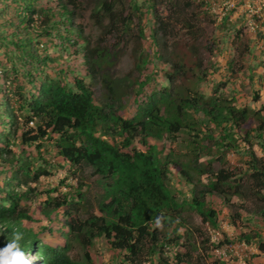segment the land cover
Here are the masks:
<instances>
[{
    "label": "trees",
    "instance_id": "16d2710c",
    "mask_svg": "<svg viewBox=\"0 0 264 264\" xmlns=\"http://www.w3.org/2000/svg\"><path fill=\"white\" fill-rule=\"evenodd\" d=\"M163 1L168 0H130L120 14L105 1L96 8L105 13V34L115 36L116 45L121 34L130 38L129 85L119 95V82L100 74L111 64L110 50L90 48L72 21L75 0H0V248L16 228L37 264H92L88 249L97 237L120 254L122 263L149 264L157 257L168 264L160 257L162 248L182 239L177 228L188 234L185 214L213 225L215 212L208 203L214 196L264 204V104L236 105L232 82L241 76L242 62L228 60L219 80L207 81V68L210 74L219 70L204 66L202 53L217 50L192 20H183L189 31L183 49L175 41L165 45L172 21L157 13ZM199 5L198 15H205L204 4ZM150 19L153 61L141 43ZM226 20L223 15L221 24ZM241 31L233 34L235 41ZM257 36L264 38L259 31ZM236 48L240 57L249 50L243 43ZM146 65L151 70L145 74ZM94 76L101 87L97 98L90 88ZM201 83L207 96L196 88ZM246 92L249 103L258 101L257 91ZM148 140L168 142L167 153L161 155ZM233 152L242 158L236 170L225 168ZM47 155L58 156V166L76 175V186L72 195L62 194L59 185L48 190L39 206L41 219L35 220L21 206L36 194L34 184L51 175ZM171 170L190 186L188 196L178 199L168 188ZM85 175L95 177L101 191L93 200L97 214L83 191ZM256 214L263 218L264 209ZM258 237L241 233L237 240L256 241L264 254ZM72 240L82 249L81 262L67 254ZM188 252H172L171 264L187 263Z\"/></svg>",
    "mask_w": 264,
    "mask_h": 264
},
{
    "label": "rangeland",
    "instance_id": "374dc122",
    "mask_svg": "<svg viewBox=\"0 0 264 264\" xmlns=\"http://www.w3.org/2000/svg\"><path fill=\"white\" fill-rule=\"evenodd\" d=\"M104 1L110 3L117 14L124 11L126 5L130 2V0H75L76 8L73 10L74 18L72 21L80 27L82 37L89 43L90 48L96 45L97 48L110 50L112 55L111 64L103 65V71L100 74H104L111 81H118L119 85L115 86V89L119 95H122V88L129 85L126 74L132 68V60L129 56L131 42L127 34H121V43L118 45H116L115 36L111 38L106 36L107 19L105 13L96 11L98 4ZM173 1H163L162 4L158 3L157 5V13L162 17L169 16V21H172L170 24L171 29L167 35L168 41L165 45L168 46L175 41L182 48L186 39H188L187 35H189V31L183 26V20H192L193 24L199 25L203 29L204 37L207 41L213 42L217 50L212 55L202 53L204 66L208 67L209 64H213L219 70V73L210 74L211 70L207 68V81L219 80L218 74L225 71L224 66L228 60L231 59L235 65L242 62L244 70L241 76L237 80L233 79L235 81L232 82L236 92L234 97L237 104H235L237 106L244 104V106L251 109L261 103L264 104V38L257 36L258 31L260 33L264 31V0H241V4H236L239 0H178L180 3L172 7ZM201 2L204 4L202 9L205 10V15H198L199 3ZM183 3H189L190 7L184 9ZM94 13L99 14V17L94 19L92 17ZM223 15L227 16V20L221 24ZM97 21L100 22L101 26H97ZM153 27V21L150 19L144 27V37L141 41L144 52L148 51L149 61H153L155 57L148 38L150 29ZM235 29L242 30L236 41L232 37L236 32ZM99 40L101 41L97 43ZM241 43L249 47L248 53H245L242 57H240L236 48ZM246 67L251 69L252 72L246 71ZM150 70V66L146 65L145 74L149 73ZM80 73L83 74L82 71ZM248 75L252 77V81H248ZM98 81L97 76H94L93 80L90 81L93 97L96 98L101 93L100 82ZM239 84H243V91L238 90ZM203 87L201 83L196 88L207 96L209 91ZM252 90L257 91L259 96L258 101L254 104H252L253 102L249 103L250 94H245L246 91L252 94ZM148 142L155 144L157 149L161 151V155L167 153L168 142L159 141L155 143L152 140H148ZM254 150L258 151L257 149ZM45 159L51 164V175L41 177L34 184L36 194L32 196L29 204L21 206L22 210L35 220L41 219L39 206L42 205L41 201L48 190L57 188V185H59L62 194L72 195L76 186V175L72 174L67 168L58 166L60 163L58 156L47 155ZM241 160L242 158L237 152L229 153L225 158V168L230 170L239 169L242 167ZM63 179L66 180L59 183ZM94 180L95 177L85 175L83 191H86V198L91 202L94 213L97 214L93 200L101 191ZM167 186L173 192L174 197L178 199L183 195H189L190 186L184 184L183 179L177 172L172 170L169 174ZM51 195L54 196L55 193H51ZM208 206L215 212L214 224L201 222L193 213L185 214L184 219L189 236L185 234L183 229L177 228L176 234H180L182 239L173 246H164L160 257L162 259L166 257L167 263L171 264L172 252L182 253L184 250H188L190 258L185 264H264V254L256 250V241L246 245L237 240L241 233L258 234V240H264V217H258V214H256L260 209H264V204L251 200L243 201L236 197H230L227 202H223L221 197L214 196L210 199ZM78 215L82 216L81 211L78 212ZM38 225L36 226L38 227ZM171 229L172 227L168 231ZM186 244L194 245L195 249L189 250ZM88 251L92 264H126L120 261L118 258L120 254L112 250L102 237L93 239ZM67 254L73 261H83L82 249L73 240ZM30 256L34 257L31 254ZM33 264H37L36 260L33 261ZM142 264H148V262H142ZM149 264H161V262L157 257H154Z\"/></svg>",
    "mask_w": 264,
    "mask_h": 264
},
{
    "label": "clouds",
    "instance_id": "9594fccd",
    "mask_svg": "<svg viewBox=\"0 0 264 264\" xmlns=\"http://www.w3.org/2000/svg\"><path fill=\"white\" fill-rule=\"evenodd\" d=\"M156 226H162L161 218L156 220ZM11 237L6 246L0 248V264H33L36 257L27 254L22 247L21 242L24 240V234L18 229L13 228Z\"/></svg>",
    "mask_w": 264,
    "mask_h": 264
},
{
    "label": "built area",
    "instance_id": "2783aa9c",
    "mask_svg": "<svg viewBox=\"0 0 264 264\" xmlns=\"http://www.w3.org/2000/svg\"><path fill=\"white\" fill-rule=\"evenodd\" d=\"M264 32V31H263Z\"/></svg>",
    "mask_w": 264,
    "mask_h": 264
}]
</instances>
